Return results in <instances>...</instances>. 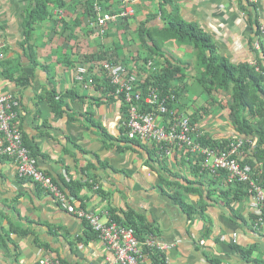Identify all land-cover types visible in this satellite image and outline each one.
Returning a JSON list of instances; mask_svg holds the SVG:
<instances>
[{
    "label": "crops",
    "instance_id": "obj_1",
    "mask_svg": "<svg viewBox=\"0 0 264 264\" xmlns=\"http://www.w3.org/2000/svg\"><path fill=\"white\" fill-rule=\"evenodd\" d=\"M94 1L98 0H65L62 9L51 4L52 18L37 24L28 38L27 16L36 0H0V37L5 44L0 94L19 99L15 123L25 142L39 151L34 158L39 168L64 191L72 182L85 184L74 203L97 213L103 221L112 212L122 216L130 210L145 217L160 240L175 245L168 253L171 264H264V228L257 227L250 195L235 193V186L215 185L216 175L209 172L194 177L195 160L190 162L185 155L169 160V167L195 182V189H172L166 181H173L172 176L164 175L146 150L124 141L123 108L117 102L105 103L103 83L85 87L76 81L77 69L90 67L87 61L102 51L116 50L121 65L140 73L137 60L151 56L136 41L138 28L146 22L149 28L165 26L159 11L162 0H136L135 17L108 22L102 36L99 24L87 14L88 5ZM247 5L252 13L257 7L264 28V0H172L167 9L209 35L220 57L235 65H256V53L263 54L264 35L262 45L258 42L251 47ZM108 6L112 14L123 10L121 0H112ZM164 52L184 73L177 105L183 115L195 117L196 124L215 140L239 137L229 117L230 95L220 91L211 100L199 85L203 71L194 45L171 41ZM9 77L28 84H17ZM97 77L102 79V75ZM70 92L75 95L65 98L62 107L54 105L53 94L60 101ZM194 97L197 100H191ZM194 102H200L199 106L194 107ZM94 183L99 190L91 187ZM182 185L191 187L185 181ZM214 188L231 193L228 197L219 191L211 197ZM164 190H176L191 209L185 212ZM233 198L241 199L232 202ZM233 234L239 236L237 244L231 242ZM223 235L226 241H222ZM234 246L251 251L252 261H246ZM45 257L66 264H104L106 247L87 221L63 210L37 184L21 179L13 161L1 158L0 263L36 264ZM148 263H152L150 258Z\"/></svg>",
    "mask_w": 264,
    "mask_h": 264
},
{
    "label": "trees",
    "instance_id": "obj_2",
    "mask_svg": "<svg viewBox=\"0 0 264 264\" xmlns=\"http://www.w3.org/2000/svg\"><path fill=\"white\" fill-rule=\"evenodd\" d=\"M112 0H98L90 3L87 7V14L91 18V20L97 24H99L98 19V11L97 6L100 7V13L102 16L108 14H112V12H108L109 6ZM149 2H157L159 0H144ZM143 2V3H144ZM146 3V2H145ZM172 0H162L159 3V11L164 15L163 21L165 22V26L162 29L159 28H149L148 23H141L138 28L137 34V42L140 43V48L143 51H146L151 57H142L140 56L137 60L138 68H140V76L141 87H143L146 91H159L163 94V96L172 98V96H176L178 99V104L181 100L180 94L178 93V88L181 80L184 77V73L179 65L174 64L169 58L165 55L164 49L168 42L176 41L180 44H185L186 42L192 43L197 53V60L199 63V68L202 69V79L199 81V85L204 88L205 92L208 93L211 100H214L215 95L218 92L223 91L230 95L229 102V117L231 123L235 127L239 137L245 138L250 142H247L244 149V160L243 164H249L253 167L255 171V178L258 183L264 186V175L261 173L264 169L260 168V165H264V50L262 49L258 55L257 64L252 65L249 62L242 63L239 65L233 64L226 58L220 57L217 55L216 46L214 45L211 37L204 33L201 29L197 28L194 25L188 24L185 22L179 14L170 13L167 9V6L171 5ZM51 4L57 5L59 8H65V0H36V4L34 5V9L32 12L28 13L26 26L28 28L27 37L30 38L32 35L35 26L43 21L52 18V8ZM252 6V5H250ZM253 8V7H252ZM246 10L251 14L250 23L252 26V34L250 36V45L251 47H256V44L259 42L262 45L261 37H263L262 32V24L260 22L259 16L257 14V7H254V12L252 13V9L247 5ZM103 13H106L103 15ZM116 15V14H112ZM128 20V19H126ZM112 22V21H110ZM109 22V23H110ZM108 28V25H107ZM106 28V30H107ZM263 56V57H262ZM155 62V65L159 68L156 72L154 69H150L147 67L150 60ZM156 59V60H155ZM109 61L113 64H120L118 60L117 51L114 50L112 53H108L107 51H102L98 56L92 57L87 61V64H91L89 67V71L94 73L99 71L102 67V62ZM160 62V63H159ZM2 66V65H1ZM129 72L133 73V70L128 69ZM102 79L94 76V82L96 84H100V82L104 85V93L107 99L105 103H113L117 102L115 98L116 94V86L112 84L110 75L104 71L102 72ZM10 78V77H9ZM10 80L15 81L17 84L27 85L28 82H21L19 80H15L12 77ZM83 86H85L82 83ZM75 95L74 92H70L68 95L61 96L60 101H56L57 95L53 94V103L56 107H62L65 98H73ZM79 100H83L82 97H76ZM172 109H179L178 115H183L181 112V108L179 106H171ZM206 109V108H205ZM205 109H203L205 111ZM129 107L128 105L123 106V113L125 118L127 119ZM144 111H153L151 108H144ZM197 116V113L194 114ZM179 116H176L177 119ZM201 116V115H200ZM170 115H165L164 118L167 121L170 118ZM192 121V124L196 126L197 120L195 117L189 116ZM92 121V120H91ZM95 126L98 127V124L92 122ZM124 141L134 145L136 148H140L146 150L150 154V160L156 164H158L159 169L164 175L172 176V180L168 181L169 186L174 189L176 186H180V188H185L186 191H190V189H195L196 183L193 181H189L186 178H182L180 175L174 173L173 170L169 167V159L166 158V154L164 149H160L156 145H147L140 141H133L128 139L127 131L126 136H124ZM203 145L224 148L226 144H228V140H215L209 134H204L199 140ZM26 147L29 149L31 156L33 158L36 157V154L39 151L34 150L32 146L25 142ZM156 157V159L153 158ZM195 159L191 153H189L187 160L192 162ZM188 161V162H189ZM196 163L192 162V174L196 178H201V176L208 171L204 169L203 166V158L196 159ZM210 173V172H209ZM211 174V173H210ZM166 175V176H167ZM178 180H174V179ZM217 183L215 185L225 186H235V193L239 191L243 196H249V185L245 183H235L230 184L228 182V173L226 171H221L216 174ZM161 179H165L162 177ZM218 180L221 181L218 182ZM187 182L191 187H185L182 185V182ZM88 185V184H86ZM64 187V186H63ZM85 187V184L72 182L71 184L66 185L65 191L74 199H79L81 191ZM92 188L98 187L96 183L91 185ZM219 191L222 192V195H226L229 197V191L225 192L221 188L211 189V197L214 194H217ZM165 194L176 201V203L181 206V208L188 212L190 208L189 205L185 203L182 199V195L178 193L176 190L174 193L172 190L165 191ZM100 194L103 192L99 191ZM241 198L234 199V201H239ZM111 219L114 222H117L119 225L132 230L139 241L145 243L148 237L156 236V232L152 229V226L146 220L145 217L135 213L133 210H130L124 215L120 216L116 212L111 213ZM91 231L92 228L90 227ZM209 230V229H207ZM23 235L27 234V232H23ZM97 235V234H96ZM235 250L241 254V256L248 262H251V251L244 250L239 246H234ZM143 250L145 255H147L152 264H166L165 255L160 251L150 248L147 246H143ZM255 262V261H254ZM263 264V263H258Z\"/></svg>",
    "mask_w": 264,
    "mask_h": 264
},
{
    "label": "built area",
    "instance_id": "obj_3",
    "mask_svg": "<svg viewBox=\"0 0 264 264\" xmlns=\"http://www.w3.org/2000/svg\"><path fill=\"white\" fill-rule=\"evenodd\" d=\"M123 10L116 15L106 14L102 16L100 8L99 26L102 36L106 35L108 22L135 17L134 4L136 0H121ZM256 3L257 0H248ZM264 34V28H262ZM5 44L0 37V68L5 60ZM98 72L91 73L89 67L81 66L77 69L76 81L83 83L85 87L95 85L94 76L107 72L111 82L117 88L115 98L119 105L126 104L129 107L127 119L125 118V129L127 137L133 141H140L149 145H156L164 149L166 158L173 160L175 157L189 153L196 159L203 158L204 169L211 174L226 171L230 184L245 183L249 185L251 207L258 216L257 227L264 228V186L260 185L255 178V171L249 164H243L244 149L248 141L237 137L229 139L224 148L203 145L198 140L206 134L198 125L194 126L188 116L178 115L176 96L168 98L161 92L148 90L141 87L140 76L137 72H129L126 66L113 64L109 61L102 62ZM148 68L158 71L159 68L154 61H150ZM19 99L13 94H0V159L8 158L16 166L17 173L21 179H26L37 184L41 189L53 197L60 207L75 214L88 222L93 232L106 247L104 264H152L148 263L149 257L145 255L143 246L154 248L165 255L166 264H171L169 252L175 245L167 244L157 236H150L145 243L138 240L135 233L117 222L111 217L103 221L102 217L95 212H87L77 207L74 198L68 195L55 179L39 168L36 160L31 156L25 145L24 135L16 126L18 117ZM153 111H144V108ZM170 115L166 121L164 116ZM176 116H179L177 119ZM196 163V161H195ZM96 190H99L96 187ZM238 234H233L231 242L238 243ZM222 241L227 237L222 236ZM204 244V242H203ZM1 264V263H0ZM36 264H66L65 262L51 257L40 259Z\"/></svg>",
    "mask_w": 264,
    "mask_h": 264
},
{
    "label": "rangeland",
    "instance_id": "obj_4",
    "mask_svg": "<svg viewBox=\"0 0 264 264\" xmlns=\"http://www.w3.org/2000/svg\"><path fill=\"white\" fill-rule=\"evenodd\" d=\"M191 100L195 101V100H197V98H195V97H194V98H191ZM199 104H200V102H199V103H196V102H194V107H195V106H197V107H198V106H199Z\"/></svg>",
    "mask_w": 264,
    "mask_h": 264
}]
</instances>
